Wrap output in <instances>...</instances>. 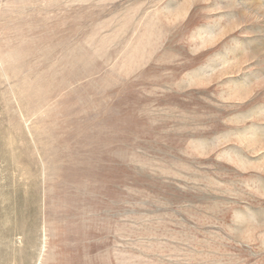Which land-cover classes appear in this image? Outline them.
Here are the masks:
<instances>
[{
	"label": "rangeland",
	"instance_id": "1",
	"mask_svg": "<svg viewBox=\"0 0 264 264\" xmlns=\"http://www.w3.org/2000/svg\"><path fill=\"white\" fill-rule=\"evenodd\" d=\"M0 264H264V0H0Z\"/></svg>",
	"mask_w": 264,
	"mask_h": 264
}]
</instances>
